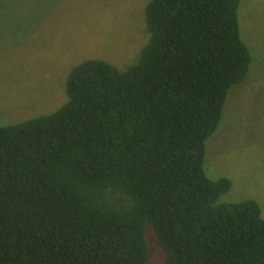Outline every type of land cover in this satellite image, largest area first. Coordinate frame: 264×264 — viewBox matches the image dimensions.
<instances>
[{"label": "trees", "instance_id": "1", "mask_svg": "<svg viewBox=\"0 0 264 264\" xmlns=\"http://www.w3.org/2000/svg\"><path fill=\"white\" fill-rule=\"evenodd\" d=\"M241 0H149L126 69L76 64L54 112L0 125V264H264L254 199L204 170L228 92L252 63Z\"/></svg>", "mask_w": 264, "mask_h": 264}, {"label": "rangeland", "instance_id": "2", "mask_svg": "<svg viewBox=\"0 0 264 264\" xmlns=\"http://www.w3.org/2000/svg\"><path fill=\"white\" fill-rule=\"evenodd\" d=\"M148 1L0 0V125L54 112L67 99L70 70L85 59L135 63L149 38ZM238 14L252 63L228 92L204 170L232 181L219 202L254 199L264 217V0H241ZM151 231L150 264H163Z\"/></svg>", "mask_w": 264, "mask_h": 264}]
</instances>
